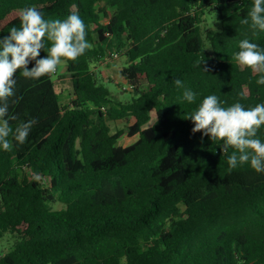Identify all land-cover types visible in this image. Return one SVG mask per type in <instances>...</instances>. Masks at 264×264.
Wrapping results in <instances>:
<instances>
[{
  "label": "trees",
  "instance_id": "obj_1",
  "mask_svg": "<svg viewBox=\"0 0 264 264\" xmlns=\"http://www.w3.org/2000/svg\"><path fill=\"white\" fill-rule=\"evenodd\" d=\"M252 2L0 0V37L35 7L45 19L79 14L92 45L62 58V73H17L10 127L37 123L0 151V264H264V173L229 170L233 149L222 153L187 119L209 94L224 106L264 103L258 74L234 59L243 39L264 48V32L241 23ZM207 15L216 27L203 32ZM114 54L139 91L125 103L93 68ZM52 75L69 76L71 99L61 102ZM175 79L199 94L195 104L181 102Z\"/></svg>",
  "mask_w": 264,
  "mask_h": 264
},
{
  "label": "clouds",
  "instance_id": "obj_2",
  "mask_svg": "<svg viewBox=\"0 0 264 264\" xmlns=\"http://www.w3.org/2000/svg\"><path fill=\"white\" fill-rule=\"evenodd\" d=\"M19 20V27H12L7 36L0 37V151L9 150L10 134L17 144H24L37 123L35 119L22 122L14 133L10 127L17 117L10 114L6 101L15 95L17 73L39 79L55 73L62 58L76 61L92 47L86 38L85 22L77 13L64 19H45L35 7H26L21 10ZM241 23L264 32V0H253L247 18ZM238 49L234 59L257 73L256 84L264 86V48L243 39ZM42 52L46 55L42 56ZM174 85L182 89L181 102L188 105L197 102L199 94L182 80L175 79ZM224 105L215 94L204 96L187 117L194 125L192 132H200L202 137L222 145L219 146L222 153L233 149L227 155L229 170L248 165L256 173H264V140L258 137L264 127V103L247 108L239 102Z\"/></svg>",
  "mask_w": 264,
  "mask_h": 264
},
{
  "label": "rangeland",
  "instance_id": "obj_3",
  "mask_svg": "<svg viewBox=\"0 0 264 264\" xmlns=\"http://www.w3.org/2000/svg\"><path fill=\"white\" fill-rule=\"evenodd\" d=\"M202 31L205 32L210 28L216 27V21L212 16L207 15L205 20L201 24ZM127 65V59L124 55H117V57L105 56L100 62L94 64L93 68L97 70V74L109 91L108 98L112 102H128L132 98L138 96L139 91L129 88L128 84L118 75V70L121 66ZM63 64L58 65V71L62 73ZM52 80L55 82V89L59 95L61 102L68 101L73 97L71 89V81L68 75H64L62 78H57L56 75H52ZM126 89V90H125ZM117 123H121L120 121ZM113 128L114 124L109 122ZM137 136L131 138L124 137L120 142L122 145L133 142ZM11 238L4 236L2 243L7 246L10 244Z\"/></svg>",
  "mask_w": 264,
  "mask_h": 264
},
{
  "label": "built area",
  "instance_id": "obj_4",
  "mask_svg": "<svg viewBox=\"0 0 264 264\" xmlns=\"http://www.w3.org/2000/svg\"><path fill=\"white\" fill-rule=\"evenodd\" d=\"M113 57H117V54H114Z\"/></svg>",
  "mask_w": 264,
  "mask_h": 264
},
{
  "label": "water",
  "instance_id": "obj_5",
  "mask_svg": "<svg viewBox=\"0 0 264 264\" xmlns=\"http://www.w3.org/2000/svg\"><path fill=\"white\" fill-rule=\"evenodd\" d=\"M117 122H119V120H117ZM122 144V142H120V145Z\"/></svg>",
  "mask_w": 264,
  "mask_h": 264
}]
</instances>
